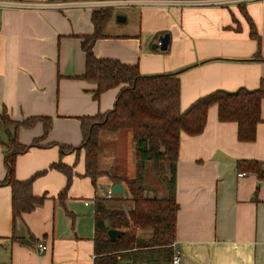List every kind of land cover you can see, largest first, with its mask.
<instances>
[{
  "label": "crops",
  "instance_id": "obj_1",
  "mask_svg": "<svg viewBox=\"0 0 264 264\" xmlns=\"http://www.w3.org/2000/svg\"><path fill=\"white\" fill-rule=\"evenodd\" d=\"M25 3L95 2L99 0H17ZM95 8L70 10H0V115L14 121L52 118V128L38 147L18 156L15 177L26 181L37 174L33 194L44 197L31 212L15 218L12 188L0 185V264H94L95 200L107 199L117 184L123 194L109 206L133 208L126 180L137 177L136 144L130 131L102 132L103 152L98 168L109 177L96 184L86 175L81 119L107 113L115 107L121 87L95 99L96 85L82 79L86 55L82 36L94 31ZM113 15L105 37L93 48L99 59L138 64L142 75L176 74L181 81V109L222 90H256L264 79V1L246 4L185 8L134 6ZM249 18L261 38L251 37ZM117 16L127 18L118 22ZM171 37L168 49L152 46L160 36ZM262 122L253 143L238 140L234 122H220L218 107L210 108L202 134H181L175 170L177 214L175 253L179 264H264V179L246 172L239 162H259L264 168V101ZM44 135V124L22 128L19 140L30 146ZM6 136L0 130V182L8 177ZM62 146L72 147L65 152ZM63 163L68 177L52 168ZM145 167L149 196L167 198L166 182ZM159 177V178H158ZM170 178V175H167ZM64 193V195H63ZM147 240L149 231H138ZM47 250L40 253L38 245ZM174 258V257H173ZM124 264L131 263L125 259ZM143 264H173L162 261Z\"/></svg>",
  "mask_w": 264,
  "mask_h": 264
},
{
  "label": "trees",
  "instance_id": "obj_2",
  "mask_svg": "<svg viewBox=\"0 0 264 264\" xmlns=\"http://www.w3.org/2000/svg\"><path fill=\"white\" fill-rule=\"evenodd\" d=\"M114 9L101 8L92 12L94 31L82 36V48L86 55L85 72L82 79L96 85L95 99L114 88L120 92L113 110L93 117L81 119L85 151V170L94 184L98 178L107 176L114 183L122 178L102 172L98 160L103 152L99 142L102 132L116 133L130 131L136 144L137 177L126 180L131 193L133 208L126 212L109 206L108 199L95 200V262L94 264H143L149 262H170L175 254L177 214L179 205L175 198V170L179 156L181 134L197 136L203 133L211 107H218L219 121L234 122L238 126V140L253 143L257 138V128L262 122L261 106L264 101V79L256 90L240 89L236 92L216 91L198 99L187 110L181 109V81L179 73L142 75L138 64L130 65L115 59H99L94 55L95 43L105 37L106 25L113 18ZM250 23L251 37L258 44L256 58L260 57L261 38L255 24L246 14ZM52 118L31 117L19 122L12 120L4 112L0 115V130L5 133L2 142L5 150V163L8 177L1 184L12 188L13 214L15 218L31 212L44 197L33 194L36 176L26 181L15 177V164L18 156L31 147H38L52 128ZM38 123L44 124V135L30 146L22 144L19 133L22 128L31 129ZM65 152L72 147L62 146ZM151 163L155 174L166 182L169 190L167 198L150 197L152 191L145 184V167ZM241 173L252 172L264 179L263 164L259 162H239ZM52 168L68 177V190L73 172L63 163ZM170 178H167V175ZM64 195V193H63ZM114 198L112 197L111 200ZM115 200V199H114ZM119 230L123 234L117 240L110 239L108 232ZM139 230L151 232L145 240Z\"/></svg>",
  "mask_w": 264,
  "mask_h": 264
},
{
  "label": "built area",
  "instance_id": "obj_3",
  "mask_svg": "<svg viewBox=\"0 0 264 264\" xmlns=\"http://www.w3.org/2000/svg\"><path fill=\"white\" fill-rule=\"evenodd\" d=\"M254 1L264 0H99L95 2H51V3H25L17 0H0V10H25V9H57V10H70L77 8H130L134 6H153V7H169V8H185L193 6H206V5H228V4H246ZM246 176V173H240L239 177ZM113 196L109 194L107 199H111ZM40 253H44L47 250V246L44 243L38 245ZM176 251V250H175ZM177 252V251H176ZM180 255L174 254L173 264H179Z\"/></svg>",
  "mask_w": 264,
  "mask_h": 264
},
{
  "label": "water",
  "instance_id": "obj_4",
  "mask_svg": "<svg viewBox=\"0 0 264 264\" xmlns=\"http://www.w3.org/2000/svg\"><path fill=\"white\" fill-rule=\"evenodd\" d=\"M127 20L126 17L124 16H117V21L118 22H125ZM171 37L169 34H164L162 36H160L159 38V42L154 44L152 47L154 49H160L161 51H166L168 49L169 43H170ZM112 194L113 196H117V195H122L123 194V186L121 184H117L113 187L112 190ZM122 232L119 230H115V229H111L108 232V235L110 237L111 240L115 241L117 240L119 237L122 236Z\"/></svg>",
  "mask_w": 264,
  "mask_h": 264
},
{
  "label": "rangeland",
  "instance_id": "obj_5",
  "mask_svg": "<svg viewBox=\"0 0 264 264\" xmlns=\"http://www.w3.org/2000/svg\"><path fill=\"white\" fill-rule=\"evenodd\" d=\"M127 8H118V9H114V12L115 14H119V13H122V12H125ZM152 173L155 174L154 170H153V167L151 169V172L148 173V176H152ZM156 175V174H155ZM159 178V177H158ZM159 180H161V177L159 178Z\"/></svg>",
  "mask_w": 264,
  "mask_h": 264
}]
</instances>
